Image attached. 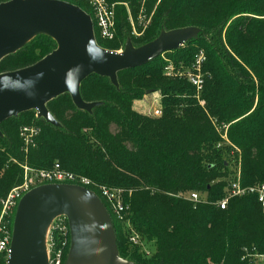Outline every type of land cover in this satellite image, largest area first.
<instances>
[{"label":"trees","instance_id":"obj_1","mask_svg":"<svg viewBox=\"0 0 264 264\" xmlns=\"http://www.w3.org/2000/svg\"><path fill=\"white\" fill-rule=\"evenodd\" d=\"M108 1L119 3L116 37L101 40L97 31L96 36L99 45L109 50L120 49L128 38L135 46L143 45L156 38L161 30L187 26L201 29L198 37L165 53L171 64L178 68L183 64L187 69L196 55L204 51L205 83L201 96L195 95L196 87L187 78L163 75L170 60L162 55L142 66L119 72V88L108 77L97 74L84 80L83 99L103 102L92 112L78 109L68 93L50 101L47 107L61 126L37 118L34 110L7 119L0 125L4 135L0 138V201L23 181L24 163L35 169H50L59 163L63 169L107 186L120 185L126 178L131 183L126 188L134 189L123 203L125 207V204L130 206L128 219L142 240L156 242V252L150 259H142L136 249L129 250L122 223L127 219L126 210L123 218L118 219L103 199L113 220L121 256L137 264H253L250 256L257 258L264 254V213L255 194L233 196L224 209L217 204L237 179L231 178L228 163L220 158L217 144L225 139H221L211 119L226 127L229 140L241 150V185L264 183V48L248 61L261 90L255 111L248 114L255 93L239 81L250 83L252 72L231 53L225 62L215 42H210L208 37L211 34L215 38L213 21H219L224 27L238 14L264 16V3L217 0L207 3L210 7L203 5L202 9H196L201 0H146L145 20L141 22L143 0ZM75 3L92 15L87 3ZM129 10L138 35L133 33ZM253 24L251 15L238 19L244 41L254 40L250 29ZM56 47L51 37L39 35L3 59L0 73L29 66ZM235 51L248 60L246 53ZM259 61L263 68L254 65ZM229 65L238 71L231 72ZM147 90L161 93V115H141L132 109L134 99ZM239 99L243 100V111L232 108ZM31 124L38 125L40 133L36 146L25 152L19 129ZM113 125L116 131H112ZM89 127L92 130L86 131ZM209 157L215 159L206 161ZM114 174L122 179L115 178ZM188 192L198 193L203 201L195 203L183 197ZM62 241V235L56 233V249L62 247ZM69 247L70 233L63 246L61 264L65 263Z\"/></svg>","mask_w":264,"mask_h":264},{"label":"water","instance_id":"obj_2","mask_svg":"<svg viewBox=\"0 0 264 264\" xmlns=\"http://www.w3.org/2000/svg\"><path fill=\"white\" fill-rule=\"evenodd\" d=\"M199 33L196 26L161 30L143 45L135 46L128 38L122 50H109L98 44L91 16L76 4L64 0L1 2L0 62L39 35L51 37L57 47L29 66L0 73V125L34 110L37 118L61 126L47 104L66 93L78 109L92 112L103 102L83 99L81 84L88 77H108L119 88V72L177 50ZM59 217L67 219L70 231L64 264H137L120 255L113 220L102 199L70 183L39 185L23 195L14 217L7 264H49L48 233Z\"/></svg>","mask_w":264,"mask_h":264},{"label":"built area","instance_id":"obj_3","mask_svg":"<svg viewBox=\"0 0 264 264\" xmlns=\"http://www.w3.org/2000/svg\"><path fill=\"white\" fill-rule=\"evenodd\" d=\"M5 1L9 0H3L2 2ZM64 1L71 2L73 4H76V1H83L87 3L92 12V15L89 13L88 14L91 16L93 21L95 36L97 31L98 37L101 40H113L116 37V6L119 3H110L108 0ZM145 1L146 0H143L142 9L139 15V19L141 22L145 20ZM125 5L127 6V4ZM129 15L133 26V33L138 35L139 33L135 28L130 10ZM144 24L146 26V22H144ZM123 47L124 46L117 50L120 51L123 49ZM205 61L206 55L204 51H200L196 55L195 61L190 67L182 71L178 70L176 71V74L187 78L197 89H202L205 83V74L203 73V66L205 64ZM169 68L173 69L174 67H167L166 70ZM173 73L174 71H172L170 75H172ZM161 113V108L155 110L156 116L161 115ZM19 133L24 143L23 150L25 152H28L31 147L36 146V138L40 133V127L36 124L23 125L19 129ZM22 168L23 181L19 185L13 187L0 201V264H7L8 258L11 253L13 222L19 201L23 197V195L39 185L49 183H70L86 187L96 193L102 199V201L104 199L108 203L111 212L116 216V218H123V212L125 211L126 207L124 206L122 201L118 200L115 191H113V189H111L110 187L97 184L86 176L77 175L73 172L63 169L59 163H56L54 167L50 169H35L29 166L27 163L22 164ZM89 187H92L93 189ZM247 194H255L257 196L264 213V183L245 187L241 185L240 178L231 183V186L227 190L226 196L221 201H218L217 204L220 206V208L224 209L226 208L227 203L231 197L243 196ZM183 197L195 203L203 201V199L200 198V195L196 192L184 193ZM66 220L67 219L64 217H59L55 219L50 226L48 233L49 264H61L63 248H55V234L58 233L62 235L63 245L67 243V236L70 231L69 225H67ZM138 239H134V242L138 243ZM257 258H260V261L264 262V254L257 255Z\"/></svg>","mask_w":264,"mask_h":264},{"label":"rangeland","instance_id":"obj_4","mask_svg":"<svg viewBox=\"0 0 264 264\" xmlns=\"http://www.w3.org/2000/svg\"><path fill=\"white\" fill-rule=\"evenodd\" d=\"M210 1L211 3L212 1L215 3L217 0H209V1L201 0L199 5L196 6V9H202L203 5H209L207 3H209ZM257 2L259 4H262L264 3V0H258ZM245 15H251L254 20V24L250 28L251 31L254 33V40H252V42H247L242 39L241 34H240V29L238 27V19L245 17ZM259 18H262V20H260ZM258 20L260 21L259 23L255 22ZM211 25H212V31H214V29L216 30L214 31L215 33H213L215 35V38L213 39L212 35L209 34L208 40L212 43L215 42L218 52L221 53L222 55V59L226 62L227 54L231 53L232 55L236 57L238 61H240L243 67H246L248 70H250V72H252L253 80L250 81V83L244 82L245 83L244 84L242 81H239V80L238 81L241 83L242 86L248 85L249 87L253 88V92L255 93V99H254L253 107L250 109L248 114L253 113L260 100L261 90L259 87L260 86L259 81L257 80L256 75L253 73L251 65L249 64L248 61L253 60V58L251 57L255 56V53H257V51H260L261 49L264 48V16H258L255 14H238V15L231 17L224 27L220 25L219 21H213ZM230 42H232L233 45H231ZM235 49L240 50V53L242 54L246 53L248 60H244L239 54H237V51H235ZM163 57L165 58V60H168V61L170 60L165 66V68L163 69V75H165L166 77H182L176 74V71L184 70L183 64H180L178 68L176 67L175 64H171L172 60L169 59L170 57L167 54H163ZM259 59L260 61L262 60L261 57H258V60ZM260 61L256 62L254 65L258 68H261V67L263 68V65L260 64ZM167 67H174L173 68L174 70L171 68L166 70ZM228 68L233 73H235V71H238L237 69L232 68V65H229ZM172 71H174V73L170 75ZM147 91L141 94V96L136 97L134 99L133 104H132V109H134L137 113H140L141 115H147V116L154 117L156 116L155 110L162 107L161 93L159 91H153V90L150 93H147ZM201 93H202V89H197V88L195 89V95L197 97H200ZM251 95L252 94L249 93V97ZM232 108L235 111H243L245 109L243 100L241 99H239L238 101L236 100ZM211 120H212L213 126L215 127L216 131L221 135V139L225 138L226 136L225 141L221 140L217 144V148L220 150V153H221L220 158L225 160L228 163L229 170L232 173L231 178L236 177V179H238L241 176V171H240L241 159H242L241 150L229 140L227 136L226 128L224 126L222 127L221 124L217 122V119L212 118ZM222 128L224 129V131H222ZM85 130L87 131V130H92V129L89 127ZM112 131H116L115 125L112 126ZM211 159H215V158L209 157V158H206L205 160L210 161ZM114 177L117 179H122V177L117 174H114ZM124 178L125 177H123V179ZM125 180L127 179L125 178ZM125 180L120 185H116V186H107L105 184H102V185L113 189V191H115L118 197V200L124 203V199L126 195L129 194L130 196L134 190L133 188H130V189L126 188V187H129L127 185H131V183H127ZM125 205H126L125 215L127 219L123 220L122 222L123 227H124V239L126 241L125 245H128V249L131 251L136 249V251H138L142 255V259H150V257L156 252V242L154 240L150 241L148 239L142 240L139 231H137V229L131 222L130 218L128 219V216L131 215L130 206L127 204ZM134 239H138L139 242L135 243ZM65 245L62 244V248ZM250 258L252 259L253 264H264V262L260 261V258H255L254 256H250Z\"/></svg>","mask_w":264,"mask_h":264}]
</instances>
